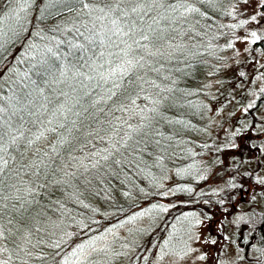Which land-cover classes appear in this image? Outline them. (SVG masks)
I'll return each instance as SVG.
<instances>
[{
    "label": "trees",
    "instance_id": "16d2710c",
    "mask_svg": "<svg viewBox=\"0 0 264 264\" xmlns=\"http://www.w3.org/2000/svg\"><path fill=\"white\" fill-rule=\"evenodd\" d=\"M244 1L131 0L119 18L110 0H0V264H150L184 211L235 206L252 175L230 144L264 110L263 83L233 117Z\"/></svg>",
    "mask_w": 264,
    "mask_h": 264
},
{
    "label": "rangeland",
    "instance_id": "374dc122",
    "mask_svg": "<svg viewBox=\"0 0 264 264\" xmlns=\"http://www.w3.org/2000/svg\"><path fill=\"white\" fill-rule=\"evenodd\" d=\"M261 8L264 0L244 1L250 23L236 42L228 63L230 69L240 67L243 73L240 82L247 99L233 115L241 120L255 104L264 83V57L251 49L252 42L264 39ZM253 118L256 127L230 144V158L237 159L234 164L252 175L247 188L236 194L235 206L228 203L219 210L214 206L202 212L184 211L186 214L179 216L158 251L151 253L150 264H264V248L253 236L264 212V110L255 111ZM224 132L228 134L226 129ZM244 139H249L246 146Z\"/></svg>",
    "mask_w": 264,
    "mask_h": 264
},
{
    "label": "snow or ice",
    "instance_id": "6c2138e0",
    "mask_svg": "<svg viewBox=\"0 0 264 264\" xmlns=\"http://www.w3.org/2000/svg\"><path fill=\"white\" fill-rule=\"evenodd\" d=\"M79 2L82 4L83 8H89V3H85L84 0H79ZM125 3H131V0H110L109 3L106 4L105 8H101L100 11L104 13L105 16H108L114 12H119V18H124L129 15V11L122 7ZM137 11V8L133 6L131 8V12L135 13ZM113 23L115 24L116 21L114 20ZM142 39L147 40V36H143ZM129 64H131V61H128ZM2 111V110H0ZM3 131V125L0 124V133ZM0 139H2V134H0ZM2 146H0V151H2ZM2 235V233H0Z\"/></svg>",
    "mask_w": 264,
    "mask_h": 264
},
{
    "label": "flooded vegetation",
    "instance_id": "af4514ba",
    "mask_svg": "<svg viewBox=\"0 0 264 264\" xmlns=\"http://www.w3.org/2000/svg\"><path fill=\"white\" fill-rule=\"evenodd\" d=\"M262 238L264 239V234H262Z\"/></svg>",
    "mask_w": 264,
    "mask_h": 264
}]
</instances>
